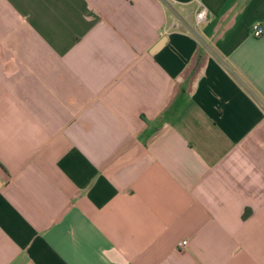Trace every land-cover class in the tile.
<instances>
[{"label": "crops", "instance_id": "0c3cea01", "mask_svg": "<svg viewBox=\"0 0 264 264\" xmlns=\"http://www.w3.org/2000/svg\"><path fill=\"white\" fill-rule=\"evenodd\" d=\"M167 1L0 0V264H264V0Z\"/></svg>", "mask_w": 264, "mask_h": 264}, {"label": "built area", "instance_id": "2783aa9c", "mask_svg": "<svg viewBox=\"0 0 264 264\" xmlns=\"http://www.w3.org/2000/svg\"><path fill=\"white\" fill-rule=\"evenodd\" d=\"M164 4H168L167 0H162ZM194 18H195V23L193 24V27L191 28L192 34L194 35L195 39L197 40L196 42L204 47L209 48V46L206 44V40L201 36L198 31L197 27L199 24H202L207 21L208 19V10L206 6L203 4H199V7L194 13ZM252 30L256 36H259L262 32V29L260 25H255L252 27ZM186 241H181L179 243L180 246L185 245Z\"/></svg>", "mask_w": 264, "mask_h": 264}, {"label": "water", "instance_id": "95a60500", "mask_svg": "<svg viewBox=\"0 0 264 264\" xmlns=\"http://www.w3.org/2000/svg\"><path fill=\"white\" fill-rule=\"evenodd\" d=\"M157 46H158V44L154 48H156Z\"/></svg>", "mask_w": 264, "mask_h": 264}]
</instances>
